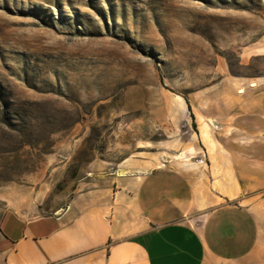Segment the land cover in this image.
I'll return each instance as SVG.
<instances>
[{
	"label": "rangeland",
	"instance_id": "1",
	"mask_svg": "<svg viewBox=\"0 0 264 264\" xmlns=\"http://www.w3.org/2000/svg\"><path fill=\"white\" fill-rule=\"evenodd\" d=\"M207 148L264 167V0H0V188L30 216Z\"/></svg>",
	"mask_w": 264,
	"mask_h": 264
},
{
	"label": "crops",
	"instance_id": "2",
	"mask_svg": "<svg viewBox=\"0 0 264 264\" xmlns=\"http://www.w3.org/2000/svg\"><path fill=\"white\" fill-rule=\"evenodd\" d=\"M205 159L124 161L36 216L25 191L0 188V264H264V167Z\"/></svg>",
	"mask_w": 264,
	"mask_h": 264
}]
</instances>
